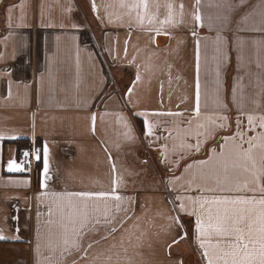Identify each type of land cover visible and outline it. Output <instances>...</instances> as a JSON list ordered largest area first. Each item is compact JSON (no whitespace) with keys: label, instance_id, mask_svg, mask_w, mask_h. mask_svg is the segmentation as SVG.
<instances>
[{"label":"crops","instance_id":"0c3cea01","mask_svg":"<svg viewBox=\"0 0 264 264\" xmlns=\"http://www.w3.org/2000/svg\"><path fill=\"white\" fill-rule=\"evenodd\" d=\"M262 117L264 0H0V264H208Z\"/></svg>","mask_w":264,"mask_h":264},{"label":"snow or ice","instance_id":"6c2138e0","mask_svg":"<svg viewBox=\"0 0 264 264\" xmlns=\"http://www.w3.org/2000/svg\"><path fill=\"white\" fill-rule=\"evenodd\" d=\"M196 19L199 20L200 17L197 16ZM196 111L198 114L199 107H197ZM94 119L95 117H93ZM248 121L251 125L253 117L249 116ZM259 126L264 128V117L261 118ZM148 134H151L150 129ZM256 140V137L249 138L246 141L248 144L247 149H243L241 146V159L244 162L245 170H247L249 163L255 169L258 149L260 167L256 170L261 175H264V133L260 135L258 144L254 143ZM188 147L191 148L193 146L188 145ZM196 150H199V144L196 145ZM200 163L206 162L202 161ZM46 169L47 164L45 163ZM19 170V165L14 161L9 162V172ZM78 195L87 196L90 194L83 193ZM204 203L209 202L205 201ZM210 203L217 205L231 204L233 207L231 209L227 207L223 209L217 208L214 217L211 215L212 209H208L207 227H205L203 220H198L197 222V229L201 237L217 238V243L209 244L207 247L203 240L201 241V247H205L204 254L208 257V264H264V198L259 201L241 199L213 200ZM201 207L203 208V204H201Z\"/></svg>","mask_w":264,"mask_h":264},{"label":"built area","instance_id":"2783aa9c","mask_svg":"<svg viewBox=\"0 0 264 264\" xmlns=\"http://www.w3.org/2000/svg\"><path fill=\"white\" fill-rule=\"evenodd\" d=\"M42 157V146L37 143H25L18 150V159L24 172L35 171Z\"/></svg>","mask_w":264,"mask_h":264},{"label":"rangeland","instance_id":"374dc122","mask_svg":"<svg viewBox=\"0 0 264 264\" xmlns=\"http://www.w3.org/2000/svg\"><path fill=\"white\" fill-rule=\"evenodd\" d=\"M143 167V169H144V165L142 166ZM143 173H145V172H143ZM188 239L186 238L185 240H187L188 241V248H189V252L190 253H193V247H192V245H191V237H190V232H189V234H188Z\"/></svg>","mask_w":264,"mask_h":264},{"label":"trees","instance_id":"16d2710c","mask_svg":"<svg viewBox=\"0 0 264 264\" xmlns=\"http://www.w3.org/2000/svg\"><path fill=\"white\" fill-rule=\"evenodd\" d=\"M183 220H184V219H183ZM184 222H185V221H184ZM185 223H186V225H185V226H191V223H190V221H188V220H187Z\"/></svg>","mask_w":264,"mask_h":264}]
</instances>
